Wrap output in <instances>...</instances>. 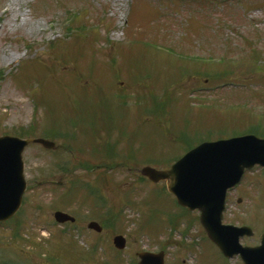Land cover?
<instances>
[{
    "label": "rangeland",
    "instance_id": "1",
    "mask_svg": "<svg viewBox=\"0 0 264 264\" xmlns=\"http://www.w3.org/2000/svg\"><path fill=\"white\" fill-rule=\"evenodd\" d=\"M101 129L96 147L107 150L101 137L114 134V161L126 163L111 171L106 192L94 185L101 169L79 166L96 161L88 145ZM56 131L76 141L67 145L55 135L57 150L25 149L26 203L18 218L0 225L1 264H45L42 253L61 243L51 258L54 251L73 256L52 213L64 210L80 221L104 215L91 211L97 204L84 185H94L97 202L109 203L101 207L118 212L126 264H137L140 249L158 250L170 232L176 242L201 240L196 230L181 236L195 212L180 213V228L158 236L164 217L181 210L164 183L140 181L137 170L146 162L163 169L201 141L264 135V0H0V135L49 139ZM125 146L132 158L117 155L126 156ZM223 221L264 227L260 168L228 194ZM14 230L21 237L14 239ZM75 240L86 248L94 239ZM167 250L173 260L184 252ZM103 253L97 251L98 261L114 264L115 255ZM185 260L233 264L209 242Z\"/></svg>",
    "mask_w": 264,
    "mask_h": 264
},
{
    "label": "water",
    "instance_id": "2",
    "mask_svg": "<svg viewBox=\"0 0 264 264\" xmlns=\"http://www.w3.org/2000/svg\"><path fill=\"white\" fill-rule=\"evenodd\" d=\"M29 143L53 147L51 142L42 139L0 137V221L11 218L21 205L25 190L22 152ZM255 164L264 168V139L250 135L201 144L170 170L146 167L141 173L153 182L166 180L169 192L176 196L180 205L190 210L198 209L208 236L225 255L240 253L245 264H264V234L261 247L241 248L238 238L247 230L221 225L227 189L237 184L244 170ZM56 218L65 221L69 216L57 213ZM115 243L123 247L120 237Z\"/></svg>",
    "mask_w": 264,
    "mask_h": 264
},
{
    "label": "flooded vegetation",
    "instance_id": "3",
    "mask_svg": "<svg viewBox=\"0 0 264 264\" xmlns=\"http://www.w3.org/2000/svg\"><path fill=\"white\" fill-rule=\"evenodd\" d=\"M108 188V187H107ZM88 223V222H87ZM77 227L79 226L81 229H82V227H83V225H84V223H82V224H78V223H74ZM194 224L197 226V227H199L198 228V230H199V232H197L198 234H196V236H200V239L201 240H199V242H201V243H206V242H208L207 240H206V238H205V236L202 234V231H201V227H200V225H198V223H195L194 222ZM86 225V224H85ZM200 243V244H201ZM200 244L198 245V247L200 248ZM244 245H247V246H256L257 245V243L256 244H250V243H245ZM163 249L161 248L159 251H161L162 253H163V251H162ZM190 250V249H189ZM189 250L188 251H186V253L185 254H189L190 252H189ZM192 250V249H191ZM163 264H169V262L168 261H166V258H164V263Z\"/></svg>",
    "mask_w": 264,
    "mask_h": 264
}]
</instances>
